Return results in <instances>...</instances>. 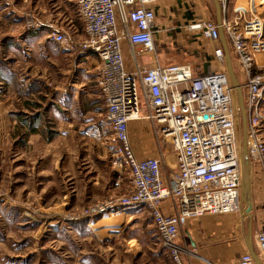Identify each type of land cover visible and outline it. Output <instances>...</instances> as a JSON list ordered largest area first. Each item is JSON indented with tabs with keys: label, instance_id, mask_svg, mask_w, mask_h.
<instances>
[{
	"label": "rangeland",
	"instance_id": "rangeland-1",
	"mask_svg": "<svg viewBox=\"0 0 264 264\" xmlns=\"http://www.w3.org/2000/svg\"><path fill=\"white\" fill-rule=\"evenodd\" d=\"M197 1L175 0L174 6L185 4L183 14L163 12L164 0L153 5L160 27L155 48L162 46L165 63L191 62L195 70L213 59L206 56L210 42L188 27ZM250 1L228 0L227 16L233 17L234 7L250 8L264 24V0ZM204 2L215 19L213 0ZM54 26L83 39L74 0H0V264H175L150 214L126 201V171L119 188L114 185L117 171L101 139L107 123L95 64L86 73L87 52L54 43ZM184 41L197 42L201 60L179 47ZM132 121L142 123L134 141L160 156L167 179L175 171L170 143L146 119ZM241 129L240 119V146ZM249 167L250 180L264 179V164ZM125 207L135 208H126L112 228L96 225ZM179 244L184 247L183 233Z\"/></svg>",
	"mask_w": 264,
	"mask_h": 264
},
{
	"label": "built area",
	"instance_id": "built-area-1",
	"mask_svg": "<svg viewBox=\"0 0 264 264\" xmlns=\"http://www.w3.org/2000/svg\"><path fill=\"white\" fill-rule=\"evenodd\" d=\"M83 25V39L76 41L62 27L49 32L54 43L96 61V84L104 105L107 130L101 139L116 168L114 180L126 171L130 181L127 202L150 214L155 233L175 264H182L179 244L188 218L206 213L242 211L240 110L225 66L218 24L214 18L193 19L188 26L210 42L219 68L195 74L194 63H140L146 52L156 53L154 4L161 0H74ZM220 27L240 84L247 119L248 163L264 164V53L263 22L252 9L227 16L228 0H218ZM125 40L134 70L124 65ZM142 108L144 111L142 113ZM146 119L158 126L170 143L175 171L163 176L160 156L138 159L128 135V122ZM105 137V139H104ZM242 140V129H241ZM170 200L174 212L165 214L160 204ZM264 261V229L254 236ZM264 263V262H263ZM237 264H255L249 252Z\"/></svg>",
	"mask_w": 264,
	"mask_h": 264
},
{
	"label": "crops",
	"instance_id": "crops-1",
	"mask_svg": "<svg viewBox=\"0 0 264 264\" xmlns=\"http://www.w3.org/2000/svg\"><path fill=\"white\" fill-rule=\"evenodd\" d=\"M164 1L165 2H161V5L159 4V9L163 10V12H165L166 14H171L174 9L181 10L182 14L183 11H186V8L184 7L185 4L183 2L179 3L180 6H178L177 4L176 6H174L175 0ZM203 1L204 0L197 1L192 10L193 13H188V16H190V18L192 17L191 20L197 17L200 19L210 17V12L206 11L207 9L205 10L204 8H202V6L206 7V3L204 2L203 4ZM159 28L160 27L156 25L154 33L155 42L157 40L158 34L160 33V31L158 30ZM195 43L197 42L184 41L180 44L179 47H181V49L185 50L186 52L198 54V57H196L195 59L198 61L201 60V52L198 50V47ZM121 46L124 56L125 68L126 70L131 72L134 70V67L133 65H131L129 60L128 44L125 40H123ZM163 48H166V46H164ZM162 51V46L160 48H157L156 46V53L153 55L152 52V54L149 55L150 57L141 56L139 58L140 63L150 64L151 59L156 60L159 64H166L165 62L167 58L162 56ZM206 56L212 58L210 52H206ZM82 59L88 62H85L87 64L85 72L89 73L90 71H92V69H94L93 67L94 64L96 65V61L94 57L89 53ZM92 61L94 63L93 66L91 64ZM209 63H211L210 67L205 66ZM199 65L200 67L198 69H193L195 74H199L201 72H209L217 70L219 68V65L213 59L208 61L204 59V61L202 60ZM204 66L205 68L208 67L209 70L205 69ZM141 124V122L132 120L128 123V135L130 144L133 149L134 155L138 159L152 156L153 149L150 146L147 150H141L137 142L134 141L132 137L134 135L133 131H135V129H139V127L142 126ZM261 177H257L255 175L250 180V190L248 191L247 198L248 204L251 206L250 212H246L245 214H243V210L247 207V205L241 201L243 208L242 211L239 212L240 214L206 213L200 217H190L187 219L185 226L183 227V240L185 249L181 253L182 264H237L239 257L243 253H250L248 248L249 241L251 242L252 248L255 249L253 243L254 235L255 233L264 229V179ZM160 207L162 212L165 214H171L174 212V206L170 200L162 201Z\"/></svg>",
	"mask_w": 264,
	"mask_h": 264
},
{
	"label": "water",
	"instance_id": "water-1",
	"mask_svg": "<svg viewBox=\"0 0 264 264\" xmlns=\"http://www.w3.org/2000/svg\"><path fill=\"white\" fill-rule=\"evenodd\" d=\"M215 8H216V21L218 24V29L220 33V41L221 45L224 51V58H225V66L227 73L229 75L230 81L232 83V86L234 87V90L236 92V98L238 103V108L240 110V116H241V127H242V150H241V165H242V177L244 179L242 183L241 188V201L248 205V158H247V148H246V135H247V119H246V112L243 102V96L240 88V84L234 74V71L232 69V62H231V56L228 48V44L226 42V39L224 37V34L220 27V11H219V5L216 3V0H213ZM248 248L250 251L251 256L254 258L256 264H262L260 260L258 259L255 250L252 248L251 242H248Z\"/></svg>",
	"mask_w": 264,
	"mask_h": 264
},
{
	"label": "bare ground",
	"instance_id": "bare-ground-1",
	"mask_svg": "<svg viewBox=\"0 0 264 264\" xmlns=\"http://www.w3.org/2000/svg\"><path fill=\"white\" fill-rule=\"evenodd\" d=\"M216 3L219 5V11H220V14H221V8H220V4H219V2H218V0H216ZM248 3V2H247ZM249 3H251V1L249 0ZM235 10H245L243 7H235ZM197 19H200V18H198L197 17ZM220 23H221V17H220ZM263 25V28H264V24H262ZM223 32V31H222ZM229 48V47H228ZM128 53H129V57H130V51L128 50ZM152 54V51H148V52H146V54L145 55H151ZM230 56H231V59H232V54L230 53ZM150 57V56H149ZM261 60V61H260ZM262 60H264V57H263V55H259V58L256 56V62H257V64L260 66V65H262L263 63H264V61H262ZM231 62H232V60H231ZM232 69H233V71H234V74H235V76H236V78H237V80H238V77H237V75H236V73H235V70H234V67H233V62H232ZM133 120V119H132ZM246 148H247V142H246ZM241 150H242V146H241ZM250 167H249V163H248V182H249V184H248V187H249V190H250V176H249V173H250V169H249ZM242 180H243V177H242ZM134 209L135 207H125V208H122V209H120V210H117V211H111V213H108L106 216L105 215H103L102 217H100L99 219H97L96 220V225H101V226H104V228H112L113 227V225H114V223H115V218H117V221L119 222V221H122L124 218H125V215L123 214V212H126L125 210H127V209ZM246 209V212L248 213V212H250L251 211V206L248 204L247 205V207L245 208ZM249 209V210H248ZM120 212V213H119ZM119 213V214H118ZM114 215H117L116 217H114ZM256 234V233H255ZM255 236V235H254ZM254 250H255V253H256V255H257V257H258V259L260 260V262L262 263V264H264L263 262V260H262V257H261V254L259 253V251L257 250V245H256V242H255V240H254ZM168 253V252H167ZM170 256V255H169ZM253 258V257H252ZM253 260H254V258H253ZM254 262H255V260H254ZM255 264H256V262H255Z\"/></svg>",
	"mask_w": 264,
	"mask_h": 264
}]
</instances>
